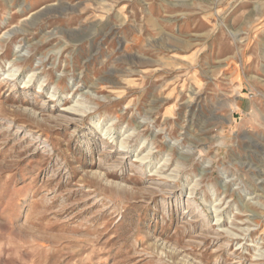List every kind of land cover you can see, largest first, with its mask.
Returning <instances> with one entry per match:
<instances>
[{"label": "rangeland", "instance_id": "rangeland-1", "mask_svg": "<svg viewBox=\"0 0 264 264\" xmlns=\"http://www.w3.org/2000/svg\"><path fill=\"white\" fill-rule=\"evenodd\" d=\"M0 264H264V0H0Z\"/></svg>", "mask_w": 264, "mask_h": 264}, {"label": "bare ground", "instance_id": "bare-ground-1", "mask_svg": "<svg viewBox=\"0 0 264 264\" xmlns=\"http://www.w3.org/2000/svg\"><path fill=\"white\" fill-rule=\"evenodd\" d=\"M73 111H74V110H73ZM124 146H125V143H124V142L121 143V147H124ZM141 160H144V158H141L140 161H141Z\"/></svg>", "mask_w": 264, "mask_h": 264}]
</instances>
